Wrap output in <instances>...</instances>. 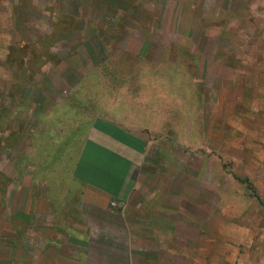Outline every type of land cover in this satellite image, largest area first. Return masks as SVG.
I'll list each match as a JSON object with an SVG mask.
<instances>
[{"label":"rangeland","instance_id":"obj_1","mask_svg":"<svg viewBox=\"0 0 264 264\" xmlns=\"http://www.w3.org/2000/svg\"><path fill=\"white\" fill-rule=\"evenodd\" d=\"M107 110L144 133L135 191L15 175ZM149 234L170 264H264V0H0V264H150Z\"/></svg>","mask_w":264,"mask_h":264},{"label":"crops","instance_id":"obj_2","mask_svg":"<svg viewBox=\"0 0 264 264\" xmlns=\"http://www.w3.org/2000/svg\"><path fill=\"white\" fill-rule=\"evenodd\" d=\"M113 114L112 111L107 110L103 114L98 115V119H87L89 124L86 127L84 136L77 135L76 137L74 133H66L65 131L62 133L63 137L61 138L63 139H61V142L69 141L71 153L68 149L66 156L64 150V157L61 155L62 159L55 161L61 162L59 173L65 172V186L70 187L72 192L77 189L106 197H120L136 190L137 178L132 174V169L139 161L140 152L138 148L121 139L125 137L144 146L145 136L138 127L139 122L137 119L126 120ZM51 136L52 134H48L47 137H41L40 135L30 139L34 143L32 150L30 154L27 151V156H25L23 162L21 161L19 164L20 168L15 174L19 177L24 176L25 163L31 169L29 172L25 170V183L30 179L31 186L41 189L50 187L51 183L47 182V178L60 177L58 170L52 168V157H47V152L42 157V150L37 154L35 149L40 148L43 141H51ZM75 140L77 141L75 142ZM75 144L78 145L76 154L73 151ZM22 190L23 186L19 185L14 191V196L17 194L18 200L20 196H23L22 194L26 195V192L23 193ZM28 205H33L31 200ZM127 237L130 239L126 241L134 242L138 245L135 249L130 250L132 255L141 256L155 252L152 256L154 260L150 264H170V250L168 248L156 249V242L168 241L165 235H129ZM42 238L45 237L41 236ZM155 257H160V260H155ZM130 264L140 263L130 262Z\"/></svg>","mask_w":264,"mask_h":264},{"label":"trees","instance_id":"obj_3","mask_svg":"<svg viewBox=\"0 0 264 264\" xmlns=\"http://www.w3.org/2000/svg\"><path fill=\"white\" fill-rule=\"evenodd\" d=\"M56 139L57 138L55 136H51V141H48V142L47 141H43L42 146H40L42 148H39V151L44 150V153L43 154L41 153V155L44 156L45 155V152H47V154H48L47 157H50V156L52 157V161H51V165L52 166H53V163L55 162V160H57V159L61 160L62 157L60 159V156L62 155L64 157V154L65 153H66V156H67V152H68V142L69 141L61 142V144L63 143V145H61L63 147H62V150L59 152L58 145H57V143H58L57 140H60L61 141V139H63V138L60 137L59 139H57V140ZM64 150H65V153H64ZM56 162H58V161H56ZM251 193L253 194V191L252 190H251ZM255 198L259 202V204H261L260 199L258 197H255Z\"/></svg>","mask_w":264,"mask_h":264}]
</instances>
